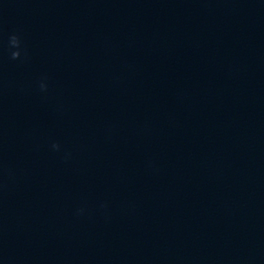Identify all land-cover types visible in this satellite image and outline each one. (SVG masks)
I'll use <instances>...</instances> for the list:
<instances>
[{"label":"clouds","instance_id":"9594fccd","mask_svg":"<svg viewBox=\"0 0 264 264\" xmlns=\"http://www.w3.org/2000/svg\"><path fill=\"white\" fill-rule=\"evenodd\" d=\"M9 46L10 48L17 49L16 51L11 52L12 59H18L21 55L19 49L21 47V40L17 35H12L9 39Z\"/></svg>","mask_w":264,"mask_h":264}]
</instances>
